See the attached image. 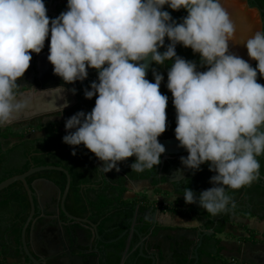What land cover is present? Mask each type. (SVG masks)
<instances>
[{
	"label": "clouds",
	"instance_id": "obj_1",
	"mask_svg": "<svg viewBox=\"0 0 264 264\" xmlns=\"http://www.w3.org/2000/svg\"><path fill=\"white\" fill-rule=\"evenodd\" d=\"M165 5L187 15L177 23ZM49 33L47 59L55 75L71 84L85 80L89 68L98 72V82L84 92L86 99L96 96L95 106L65 121L62 140L90 150L102 162L100 171H119V163L135 157L130 167L141 173L165 153L158 137L166 130L168 96L159 90L162 74L153 69L154 82L145 78L150 57L171 65L166 86L176 110L175 138L188 153L181 164L195 173L207 163L215 173L213 186L198 195L185 188V203L217 216L236 206L228 190L259 179L264 85L257 73L264 77V30L241 42L257 62L253 68L229 51L237 25L222 0H67V10L51 20L44 0H0V127L25 107L14 91L17 80ZM165 38L170 43L160 52ZM178 44L199 54L207 70L178 56ZM191 224L199 226L195 219Z\"/></svg>",
	"mask_w": 264,
	"mask_h": 264
},
{
	"label": "trees",
	"instance_id": "obj_2",
	"mask_svg": "<svg viewBox=\"0 0 264 264\" xmlns=\"http://www.w3.org/2000/svg\"><path fill=\"white\" fill-rule=\"evenodd\" d=\"M50 0H44L46 9L49 7ZM264 6V0H261ZM165 11H168L172 16L173 20L177 23L182 22L183 18L187 15L184 9L179 11H173L165 5ZM170 43L167 38H165V47L160 48L159 51L163 52L166 50L167 45ZM178 56L184 58L187 61L194 62L197 65L198 71H204L207 66L201 64V58L199 54L193 53L190 48H185L182 45H177L175 49ZM170 62H166L164 65H156L153 62V67L150 75L151 82H154L153 69L158 73L162 74L164 79L160 85V92L162 95L168 96V100L172 102L173 97L171 92L167 88V73L170 68ZM49 115L40 116L35 119H31L26 124L27 130L25 133L19 135V141L15 144L9 145L4 143L8 140L7 129L0 127V183L16 175H20L28 171L30 168L40 167V166H56L63 167L68 170L71 176V187L66 200V210L72 216L78 218H88L91 222L98 225V232L107 241L117 239L127 228L126 221L131 219L135 213L136 207H139L141 212L150 211L155 212L156 210H161L163 208V203L151 202L146 195L133 200H126L125 194L127 193V188L125 186V181L122 180L119 183L109 182L104 180L103 182L95 183L92 177L93 173L98 171V167L95 163L94 154L90 152L86 147L80 145L77 148L78 158L73 160L69 157H64L60 153L63 152L67 144L63 143L62 138L67 135L61 131V128H65V121L60 124H56L48 121L45 123L40 121V119L48 118ZM7 127V126H6ZM5 127V128H6ZM175 127H176V110L175 107L166 104V130L158 137V139H168L175 137ZM66 129V128H65ZM46 134L45 138L40 139H30L27 137L29 134L33 133ZM4 146V147H3ZM13 153H20L23 158V162L16 166L7 165V159ZM260 163L259 173L264 176V155L257 157ZM135 162V157L128 158L127 161L121 162L118 166L123 168H128L132 170L130 165ZM160 164L154 166L152 169L142 172L140 175L133 172L130 176L141 180L149 179L150 177L155 178V175L159 171ZM93 172L92 174L90 172ZM215 175L214 172L209 170L208 164L201 165L199 170V185L206 186L207 189L211 188L213 185L210 183V178ZM36 179H47L54 182L61 190L64 192L67 184V177L64 173L59 171H43L37 173L27 179L28 184H31ZM154 186L158 183L154 179ZM158 195L166 196L167 191L155 190ZM245 193L251 194L256 193L258 195H264V182L259 178L254 181L250 186H246L240 190H228V194L232 199H243L241 195ZM13 203H18L21 207V215L19 214V221L17 227L13 231L14 241L18 245H22V228L29 216L31 205L28 195L22 185V183L17 182L11 185L9 188L0 192V209L10 208ZM177 208H170L169 210H164L165 212L172 211L173 213H182L178 211ZM193 209H190V213ZM233 210H229L218 214L217 216H212L206 211L203 215L208 220L207 229H213L214 235L211 237H205V241L215 240L216 244L219 245L221 242L217 239V235L224 234L227 226L229 225L230 217ZM89 215V216H88ZM189 216V215H188ZM216 217L217 223L213 218ZM62 218L66 220L65 216ZM161 228V227H160ZM248 230L246 227H244ZM149 225H145L139 228V232L143 235L148 234ZM249 231V230H248ZM251 232V231H249ZM247 241L248 239H242ZM133 244L138 242V235H134L132 239ZM127 243V236L119 239L114 243H109L106 246L115 250V260L110 261L109 264H120L121 252L125 249ZM220 250L214 255L212 262L200 264H216L217 259H220ZM203 254L206 256H211L206 250H203ZM138 255V251L134 253V256ZM216 260V262H215ZM142 264H151L150 260L141 258ZM0 264H5L0 262Z\"/></svg>",
	"mask_w": 264,
	"mask_h": 264
},
{
	"label": "water",
	"instance_id": "obj_3",
	"mask_svg": "<svg viewBox=\"0 0 264 264\" xmlns=\"http://www.w3.org/2000/svg\"><path fill=\"white\" fill-rule=\"evenodd\" d=\"M222 6L229 12L231 18L235 21L237 25V36L236 42L230 43L229 51L243 58L250 65L255 62L252 60L247 53V49L242 41L246 40L248 37L254 35L256 31L262 30V23L260 19V14L257 9H253L248 5V0H222ZM165 9V6H164ZM163 9V10H164ZM49 54V48L44 52L41 51L40 54L31 53L32 59L29 64V68L33 71L34 78L38 77L42 72L40 67V59L43 55ZM148 67L146 69V79L150 80V75L153 67V62L149 57L147 61ZM207 70V67L204 71ZM88 71V70H87ZM59 81L61 77L54 75ZM36 84V82H35ZM42 91H49L51 89H62L67 94H71L74 97L76 96V89L78 87L86 86L85 81H76L74 83H65L59 86L56 83L46 86L44 82H39L36 84ZM71 86L75 89L71 90ZM35 93V89L33 88ZM167 103L174 107V104L169 100ZM68 108L60 111V114L64 116V112H68ZM31 118H25L21 121H30ZM10 125V124H7ZM42 136H45V133H40ZM38 139V137H37ZM159 142L164 146L165 153L160 157V164L162 167L165 166V163L171 158L187 156V151L179 146V142L175 137L168 139H158ZM100 162V161H99ZM101 163V162H100ZM186 169L183 165L176 169L178 173L183 172ZM189 170V169H187ZM43 171H59L66 175L67 184L64 192L61 194L60 188L52 181L47 179H36L31 184H28L27 179L31 176L43 172ZM259 178L264 181V177L259 173ZM20 182L22 183L31 205L29 216L22 228V250L25 256L29 259L30 264H47L51 262L52 264H82L83 256H87V259L92 258V242L86 243L83 239L84 234L79 233L71 229L70 225L78 224L79 226H88V230H93L94 235L99 238L97 226L93 225L89 220L78 218L69 214L66 210V200L71 187V176L67 169L63 167L56 166H40L32 167L23 174L13 176L0 183V192L9 188L11 185ZM51 207V209H48ZM60 214L64 215L66 221L61 220ZM158 211L153 213L150 212H141L139 207H136L134 213V226L131 228V234L129 235L127 242V249H130L131 241L133 235H138L139 244H140V254L147 260L151 261V264H190V257L184 263V254H192L189 251L181 249L183 246L195 242L198 239V236L202 237L204 235L211 236L213 231L206 232L202 235L199 231L188 230L184 228H179L175 231L172 230H160L156 235H153V230L157 221ZM137 221H142V224H145L146 221L149 222L148 233H151L148 237L140 234L139 231L135 228ZM55 229L56 235H58L59 245H55L53 251H49L47 255H42L39 253L35 246L34 240L39 231L46 230V228ZM28 234L30 239H28ZM125 236V233L119 237L121 239ZM118 239V240H119ZM202 240V238H201ZM56 242L48 241L47 245H54ZM63 246H60L62 245ZM50 250V248H49ZM146 251V254L144 253ZM175 254L180 255L182 258H175ZM96 257L98 256L95 253ZM196 262L198 264L199 257L195 255ZM120 264H123L121 262ZM229 264H239L236 262H231Z\"/></svg>",
	"mask_w": 264,
	"mask_h": 264
},
{
	"label": "flooded vegetation",
	"instance_id": "obj_4",
	"mask_svg": "<svg viewBox=\"0 0 264 264\" xmlns=\"http://www.w3.org/2000/svg\"><path fill=\"white\" fill-rule=\"evenodd\" d=\"M49 3L50 4L47 9V15L49 16L50 20L56 18L62 12L67 10V0H50ZM248 5L253 9H257V11L259 12L261 23H262V30H264V6L261 0H248ZM49 47H50V33H49V38L45 40V45L42 51L44 52ZM48 55L49 54H45L40 59V67L42 68V72L40 73V75L34 78L33 71L30 68H28L25 74L17 80L18 86L14 91L18 92V91H21V89H25L26 87L34 88L35 96H36V94H39L42 91L36 85L39 82H44L46 86H49L55 83L60 86L62 82H65L63 79L59 81L56 77L53 76L54 71H52V69L50 68V66H53V65L48 61L47 59ZM256 64L257 62L255 61L250 66L255 68ZM83 81L86 82V86L78 87L76 89L77 91H76L75 99L84 104L88 100L85 98V95H84L85 90L86 89L91 90V87H90L91 83L98 82L97 70L89 68L88 76ZM257 82L260 83L261 85H264V77H261L259 72L257 73ZM71 90H73V88ZM64 115H65V112H64ZM45 137H46V134L43 138ZM34 139H37V138H34ZM70 147L71 146L69 145L65 146L63 152H61L60 154L64 157H69V159L73 160L71 158V154L69 150ZM182 157H187V156H182ZM75 158H78V154H76ZM180 158L181 157L171 158L169 161L165 163L164 167H162L160 164L159 171L155 175V178L150 177L149 179H141V180L154 181L155 179L156 181H159L160 184L166 187L163 191L170 192V194H172L176 199L175 204L177 205V203H179V205L181 206L182 209L178 211L182 213L181 214L177 213V214L187 219H190V220L195 219L196 221H198L199 226L189 227V228L177 226V227H171L172 229H168V227H163L161 225H155V228L152 233L153 235H156L160 230L175 231L179 228L199 231L202 235H204V233L206 232L213 231L212 228L207 229L206 225L208 223V220L203 215V212L205 211L202 208H200L198 205H195V204L187 205L183 199V192L185 188L192 190L195 194L198 195L200 192L207 190V187L206 186L202 187L199 185L200 184L199 179L197 178L199 175V171H196L195 173H193L192 170L184 169L182 172V175L178 176V173L175 170L179 169V167L182 165ZM96 159L98 158L96 157ZM99 161H96V162H97L98 167L100 168L102 167V165L100 163L101 161L100 162ZM22 162H23L22 155L20 153H13L7 159L6 163L9 166H16ZM99 168H98V171L94 173L92 171L90 172L91 174L93 173L92 177L94 178V181L96 184L99 182H103L104 180L109 181V182H115V183H119L122 180H124L125 182L130 181V180H138L130 176V173H133V172L132 170H129L128 168L119 167V171H116L115 169H113L111 172L106 173V174L100 171ZM141 173H138V175H140ZM108 177H110L111 179ZM241 197L243 199H240V198L232 199L236 205L235 208L232 209L233 210L232 215L234 213H239L245 218L247 216L264 214V195H258L256 193L245 195V193H243ZM176 205H173V208H175ZM191 208L193 209L192 213H190ZM48 209H51V207H49ZM21 211L22 209L18 205V203H13V205H11L10 208L0 209V262H5L4 255L8 251V252L15 253L16 257L19 258L20 260L25 259L26 263H30L29 259L23 253V250L21 248L22 245L16 244V242L14 241V236H13V231L15 230V227H17L16 225L19 221L18 216L19 214L21 215ZM145 212H150V211L147 210ZM232 215L230 217L229 224L232 221ZM60 217H61V220L66 221L62 218V214L60 215ZM83 219L89 220L88 218H83ZM213 220L215 221L214 223H217L216 217L213 218ZM133 221H134V215L131 219H128L126 221L127 223L126 225L128 226V228L122 233V234L125 233V236H127V242H128L129 235L131 234V228L134 226ZM91 223L97 226V229H98L97 224L93 222ZM145 225H149V222L146 221L145 224H142V221H137L135 228L139 231V228ZM84 227H87L89 229L88 226H84ZM89 233H90L89 236L83 233L84 234L83 239L85 240L86 243H89L90 241L92 242V253L95 252L98 254V256L97 257L93 256L92 258L84 260L82 264H109L110 261L114 262L115 250L112 248H108L106 245L109 243H114L118 241L119 237L122 236V234L117 239L107 241L103 238V236L99 234V232H98L99 238H97L96 235H94L93 230L91 231L89 230ZM214 234L215 233L213 231V234L211 236H213ZM149 235H151V233H148L147 235H144V236L148 237ZM211 236H206V235L202 237L198 236V239H196L195 242L189 243L183 246V248L181 247V249L192 253L190 255L189 254L183 255L184 263L190 257V264H194L196 262L195 255H198L199 257L198 264H200L201 262H204V263L212 262V260L214 259V255L217 254L215 251L216 250L215 240H210L209 242L205 241V237H211ZM28 239H30L29 234H28ZM48 241H51V242L54 241L56 243L54 245L49 246L47 245ZM33 242H34V246L36 250L42 255H44V257L45 255L49 253V251L51 252L54 250L55 245L60 244L58 240V235H56L55 233V229H52L50 227L46 228V230H43V231L40 230ZM60 246H63V243ZM126 249H127V243H126L125 249L120 254L121 255L120 263L123 262V264H142L140 260L141 258L143 259L145 258L140 254L139 238L136 244H133V242L131 241L130 249L129 250H126ZM203 250H206L207 253L211 254V256L204 255ZM136 251H138V255L134 256V253ZM144 253L146 254V251H144ZM175 258L181 259L182 257L178 254H175ZM47 264H52V263L47 262Z\"/></svg>",
	"mask_w": 264,
	"mask_h": 264
},
{
	"label": "crops",
	"instance_id": "obj_5",
	"mask_svg": "<svg viewBox=\"0 0 264 264\" xmlns=\"http://www.w3.org/2000/svg\"><path fill=\"white\" fill-rule=\"evenodd\" d=\"M53 67L54 66H50L52 71ZM71 88H73V86H71ZM61 90L62 89H51L49 91H41L38 96H35L33 88L26 87L25 89H21V91H15L17 99L25 94V97L23 99L19 98L25 103V107L19 112H22L27 115L25 116V118L31 119L49 115V117L45 118L43 122L50 121L56 124H60L61 122L66 121L68 118L76 114L77 112L82 111L86 114L90 113L93 107L95 106L96 96H93V98L90 100L88 99L83 104L80 101L76 100L73 95L69 93L67 94L65 91ZM65 103H67V107H63ZM67 108L69 109L68 112H65V115L62 116V114H60V111ZM19 112L15 114H18ZM27 123L28 121L26 122V124ZM61 131L68 134V131L65 128H61ZM37 137L43 138L42 134ZM69 150L71 158L74 159L77 154V148L71 146ZM73 151H75V155H73ZM96 161H99V159H96L95 157V163L97 165ZM153 183L154 181L152 180L126 181L125 186L127 188V193L125 194V199H137L142 196L140 195L142 193L143 195H146L151 202L163 203V207L168 204L167 202L171 203L172 199H168L164 195H158L155 193L156 189L164 190L165 186L160 184L159 181H157V186H154ZM164 210L165 208H161V210H156L158 211V215L155 225L168 227V229H172L171 227L177 226L184 228L196 227L191 224L192 220L180 216L177 213L171 214V216L168 212H165ZM70 227L71 229L79 233H85L88 236L90 235L87 227L79 226L78 224H72L70 225ZM244 227H246L251 232L246 230ZM216 237L221 242L219 245H217L215 242L216 253L219 252V249H221L220 259H217V262L215 260L216 264H229L231 262H236L239 264H264V246L260 244V242H264V214L247 216L244 218V216L240 215L239 213H234L232 215V221L227 226L225 233L219 234ZM242 239L248 240L243 241ZM259 246L260 248H258ZM14 254L15 253L7 251L4 255V263L30 264L26 263L25 259L20 260L16 257V254ZM92 255L95 257V252L92 253ZM81 257L83 258V260H87V256L81 255Z\"/></svg>",
	"mask_w": 264,
	"mask_h": 264
},
{
	"label": "rangeland",
	"instance_id": "obj_6",
	"mask_svg": "<svg viewBox=\"0 0 264 264\" xmlns=\"http://www.w3.org/2000/svg\"><path fill=\"white\" fill-rule=\"evenodd\" d=\"M38 95L39 94H36V96H38ZM24 97H25V94L22 95V97H19V98H22L23 99ZM19 98H18V100H21ZM16 115H17L16 116L17 118L14 119V120H12L11 123H9L10 125H5V126L2 127L3 130L4 129H7V135L9 136V138L4 143L9 144V145H12V144L17 143L19 141V137L18 136L21 135L22 133H25V131L28 129L27 126H26V122L27 121H21L27 115H25L22 112L21 113L19 112ZM40 121H43V119H40ZM45 123H48V121H46ZM39 135H40V133L37 132V133L29 134V135H27V137L30 138V139H34L35 137H37ZM140 195H143V194L141 193ZM166 196H167L166 198L172 199V202L171 203L167 202L168 204L165 207H163V208H165L166 210H169L170 208H173V205L176 203V200H175V197L172 194H170V192H168V194ZM175 208H177L179 210L182 209L181 206L179 205V203H177V205L175 206ZM168 213L170 215L171 214H176L175 212L173 213L172 211H170ZM228 238H230V237H228ZM260 244L264 246V242H260ZM258 248H260V246Z\"/></svg>",
	"mask_w": 264,
	"mask_h": 264
},
{
	"label": "bare ground",
	"instance_id": "obj_7",
	"mask_svg": "<svg viewBox=\"0 0 264 264\" xmlns=\"http://www.w3.org/2000/svg\"><path fill=\"white\" fill-rule=\"evenodd\" d=\"M16 116H17V115H16V114H14V118H13L12 120L16 119V118H17Z\"/></svg>",
	"mask_w": 264,
	"mask_h": 264
}]
</instances>
